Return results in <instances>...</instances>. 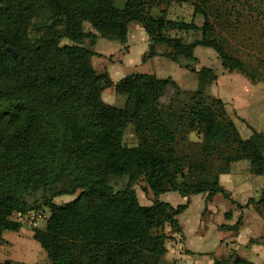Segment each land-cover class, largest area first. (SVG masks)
Instances as JSON below:
<instances>
[{
	"label": "trees",
	"instance_id": "trees-1",
	"mask_svg": "<svg viewBox=\"0 0 264 264\" xmlns=\"http://www.w3.org/2000/svg\"><path fill=\"white\" fill-rule=\"evenodd\" d=\"M152 1L126 0L121 7L94 12L89 0H0V241L5 231L22 228L12 214L34 208L26 196L42 190L49 217L44 227L33 228V238L47 261L36 264H162L168 232L181 231L178 216L188 207V201L175 206L158 198L166 192L205 194L208 200L220 193L240 209L264 207V188L242 204L220 184V175L235 161L249 160L254 174L264 173V135L252 129L244 138L222 99L210 96L211 103L206 102L204 90L216 79L213 69L190 67L197 73L198 88L188 126L194 127L195 119L204 123L201 153L210 161L217 154L223 165L215 171L213 163L191 160L188 169L202 176L187 183L176 175L183 170L176 144L188 114L158 106L172 79L134 72L113 83L108 72L94 68L90 49L61 44L67 38L94 45L97 36L85 30L86 22L100 35L125 43L134 22L149 37L145 60L159 54L157 45H164L169 49L164 55L172 61H196L194 49L201 45L213 48L231 68L246 70L220 39L187 43L166 35V8L164 15L154 16ZM182 1L191 2L194 13L204 17V29L211 27L212 0ZM34 20L51 21L59 29L32 42L28 33ZM109 84L126 96L124 106L104 101L102 92ZM130 122L145 133L144 143L124 144ZM125 176L126 187L114 190L111 179ZM140 178L147 186L143 191L154 194L151 204H142L134 189ZM77 191L70 201H55ZM240 223L241 218L220 228L237 229ZM213 264L257 263L231 253Z\"/></svg>",
	"mask_w": 264,
	"mask_h": 264
},
{
	"label": "rangeland",
	"instance_id": "rangeland-1",
	"mask_svg": "<svg viewBox=\"0 0 264 264\" xmlns=\"http://www.w3.org/2000/svg\"><path fill=\"white\" fill-rule=\"evenodd\" d=\"M89 1L92 3L94 12L113 5L120 7L125 2V0ZM165 8L166 35L179 37L183 42L187 43H192L199 39H220L229 55L240 59L246 64L245 71L231 68L218 57L213 48L201 45L196 46L194 49L196 61L180 57L179 61L175 62L164 55V52L169 51V49L164 45H157L159 53L157 57L144 59V63L138 66L140 72L154 73L158 77L172 79V83L160 95L158 106L163 111L169 106H173L177 112L184 110L188 114L185 122L183 121L185 124L177 130L178 141L176 148L178 156L182 157L183 170H178L176 175L179 181L196 182L201 178L202 174L188 169V164L191 160L213 163L215 171H218V167L223 165V162L217 154L210 158L211 162L209 159L204 158L205 156L201 153L203 134L200 128L204 123L195 119L194 127L188 126L190 120H192L188 111L195 101L193 97L198 88L197 73L190 70V67L198 70L202 66H206L214 70L216 79L204 90L205 100L210 104V96L222 99L228 117L236 124L244 138L251 135L252 129L264 135V0H212L210 6L211 27L208 29H204V17L201 14L194 13L191 2L182 0H172L169 3L166 0L152 1L151 12L154 16L161 17L164 15L163 10ZM132 26V32L135 36H138L137 29H140L141 25L133 22ZM84 28L92 32V27L88 22L84 24ZM55 29H59V26L52 24L51 21L34 20L29 28V38L32 42H37L44 34ZM139 41V38L135 40L134 48L139 46ZM67 43L92 50V45H89L88 39L76 42L67 38L61 40V44ZM104 92L107 96H113V86L107 85L104 88ZM115 95L117 100L114 104L120 107L124 106L126 96L118 93ZM145 140V133L136 130L132 122L128 123L124 134V144L135 146L144 143ZM262 159L264 161V153ZM248 163L251 162L239 160L231 163L228 175L223 177L224 182L228 186L232 187L235 192L240 193L241 196L238 197L244 202L247 195L264 182L263 175H256L255 178V174L251 171L253 169L250 166L252 163L249 166ZM184 174L187 178L181 176ZM237 177L240 180H236ZM128 180V176L112 178L111 185L114 190H121L126 187ZM145 186L144 180L140 178L135 181L134 189L142 204H150L154 200V194L149 189L143 191ZM173 193L178 198L180 197L178 193ZM41 195L42 190H38L26 196L27 200L34 205V208L24 212V214L28 215L24 222L21 223L22 228L20 231H5L4 238L0 241V261H4L6 257L13 259L12 264H34L45 260V251L32 236L33 228L36 225L30 223L32 215H29L33 211L34 220L41 226L45 223L46 218L44 215L49 214V208L44 204ZM78 195L79 191L74 195L56 197L55 201L64 203ZM218 197L221 198L219 199L220 203L216 200L218 207H221V205L224 207L228 206L230 202L228 199L219 193L216 199ZM196 209L200 211L198 214L203 219H207L210 216L208 207L202 208L201 204L190 206L181 218H186L188 221L187 225L194 230H196L194 228L195 222L199 219ZM226 217L229 218L230 215ZM200 229L196 231L195 238L200 237ZM166 231H169V227ZM174 233L172 234L173 236L168 237L166 240L167 254L163 257L162 264H211V256L206 252L204 253L205 249L197 247L199 246L197 239L193 240L195 239L193 238L187 241L184 233ZM187 234L191 236L192 231L189 229ZM229 252L230 250H227V253L223 254L227 255ZM214 258L217 257L214 256Z\"/></svg>",
	"mask_w": 264,
	"mask_h": 264
},
{
	"label": "crops",
	"instance_id": "crops-1",
	"mask_svg": "<svg viewBox=\"0 0 264 264\" xmlns=\"http://www.w3.org/2000/svg\"><path fill=\"white\" fill-rule=\"evenodd\" d=\"M132 28L133 26L131 24L127 35V40L125 43L120 42L118 39H115L112 36H102L94 29L91 30L97 36L96 42L94 45H92V50H91L93 52V55L91 57L92 64L98 72L101 71L108 72L109 77L113 83L122 79L127 74L140 72L138 70V66L144 63L143 57L149 47V43H150L149 37L141 27L140 29H137L138 36H135V34L132 32ZM138 38L140 39L139 41L140 44L137 48H134L135 40ZM155 57H157V55L154 56L153 58ZM114 92H113L114 94L113 96L112 95L107 96L103 90L102 98L104 99V101H106L109 104L115 105L114 103L116 102L117 98L115 97L116 92L115 93ZM246 161L250 162L249 160ZM250 164L251 163H248V166ZM250 166L252 169L253 168L252 165ZM251 171L253 172V169ZM226 175L228 174L225 173L220 175V184L231 193L232 197L236 201L244 204L246 201L244 202V200L238 197L241 196L240 193L235 192L232 187L228 186L224 182L223 177ZM256 175L258 174H255V178ZM259 175L264 176V173ZM238 179L239 178L237 177L236 180ZM236 184L239 185L237 182ZM262 188H264V182H262L260 186L256 187L253 192L251 191L250 194L247 195V198L245 199L247 200L250 197H258ZM217 194H215L210 200H208L205 194H193L190 195L189 197H182L179 194L180 197L178 198L171 191L160 194L158 198L164 201H168L175 206L188 201L187 209H189V207L190 206L192 207L193 205L198 206V204H201L202 208L205 207L209 208L210 216L207 217V219H203L200 216V214H198V212L200 211L196 209V214L199 215V219L198 221L195 222V226H194L196 230H194L189 225H187L188 221L186 218L184 219L181 218V216H183L184 212L187 209L183 213H181L178 216V221L181 226V231H179L178 233H184V236L186 235L185 237L187 241H190L189 239L195 238L197 233L196 231H199L200 227H202L199 233L200 237L195 238L193 240L197 239L196 241L197 244L199 245L197 247L205 249L204 253L206 252L208 253V255L211 256L212 258L211 264H213L214 262L213 261L215 259L214 256L216 257H220L222 255L226 256V254L223 253H227V250H230V252L227 255L231 253H235L257 264H264V207L261 205H249L248 207L240 209L236 204L232 203L230 200L228 206L224 207L221 205V207L220 206L218 207V203H220L219 199L221 198L218 197L216 199ZM216 200H218V203L216 202ZM227 215H230V217L227 218L226 217ZM240 218H241V223L238 225L237 229L220 228L221 225H228V226L234 225ZM44 225L45 223L40 227H44ZM189 229L190 231H192L191 236L187 234V231H189ZM5 233L6 232L3 233L2 238H4ZM173 233L174 232L169 234L173 236L172 235ZM32 236H33V232H32ZM189 245L193 246L191 244ZM165 246L167 249L166 241H165ZM165 254H167V250ZM5 259H10L11 261L13 260L12 258L9 257H6ZM46 261H47V257L45 258V260H42L40 262H46ZM38 262H35L34 264Z\"/></svg>",
	"mask_w": 264,
	"mask_h": 264
},
{
	"label": "built area",
	"instance_id": "built-area-1",
	"mask_svg": "<svg viewBox=\"0 0 264 264\" xmlns=\"http://www.w3.org/2000/svg\"><path fill=\"white\" fill-rule=\"evenodd\" d=\"M15 214H16V217L14 218ZM30 214L32 215V216L30 217V218H32V220L30 221V223L36 225V227H40L41 225H39L38 222H37L36 220H34V218H33L34 212L31 211V212L29 213V215H30ZM27 215H28V214H24V213H20V212H14V213L12 214V218H13L14 220L19 221L20 223H22V222H24V219L27 217ZM44 217L46 218V219H45V221H46V220L48 219V217H49V214L44 215Z\"/></svg>",
	"mask_w": 264,
	"mask_h": 264
}]
</instances>
